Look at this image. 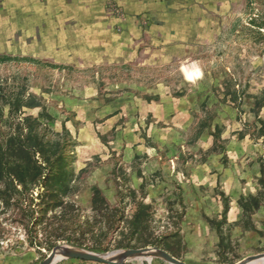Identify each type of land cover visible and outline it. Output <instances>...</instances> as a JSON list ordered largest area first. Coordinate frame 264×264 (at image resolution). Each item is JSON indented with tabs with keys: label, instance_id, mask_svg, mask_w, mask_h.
Segmentation results:
<instances>
[{
	"label": "rangeland",
	"instance_id": "1",
	"mask_svg": "<svg viewBox=\"0 0 264 264\" xmlns=\"http://www.w3.org/2000/svg\"><path fill=\"white\" fill-rule=\"evenodd\" d=\"M204 2L198 48L164 67L93 65L85 36L70 50L55 30H0V58H29L0 62V264L61 245L186 264L264 253V0ZM229 154L226 175L213 161Z\"/></svg>",
	"mask_w": 264,
	"mask_h": 264
},
{
	"label": "crops",
	"instance_id": "2",
	"mask_svg": "<svg viewBox=\"0 0 264 264\" xmlns=\"http://www.w3.org/2000/svg\"><path fill=\"white\" fill-rule=\"evenodd\" d=\"M108 1L0 0V30H11V36L16 34L13 30H55L68 37L64 43L70 50H77L80 36H85L82 49L93 65L164 67L198 48L187 37L189 30H195L196 11L204 0H114L122 17L109 10ZM99 59L104 63H96ZM228 157L227 166L213 161L226 175L236 164L230 154Z\"/></svg>",
	"mask_w": 264,
	"mask_h": 264
},
{
	"label": "water",
	"instance_id": "3",
	"mask_svg": "<svg viewBox=\"0 0 264 264\" xmlns=\"http://www.w3.org/2000/svg\"><path fill=\"white\" fill-rule=\"evenodd\" d=\"M161 258L170 264H186L184 261L174 257L159 247L128 249L116 251L109 254H99L79 247L61 245L55 248L51 254L40 264H56L62 259H81L104 264H124L136 258ZM264 259V253L253 255L237 264H254Z\"/></svg>",
	"mask_w": 264,
	"mask_h": 264
},
{
	"label": "trees",
	"instance_id": "4",
	"mask_svg": "<svg viewBox=\"0 0 264 264\" xmlns=\"http://www.w3.org/2000/svg\"><path fill=\"white\" fill-rule=\"evenodd\" d=\"M9 60H25V61H28L29 60V58H19V57H16V58H6V57H2V58H0V62H4V61H9ZM33 147L32 146H28V147H21V146H13V151L15 152V153H17V154H19V155H22V154H25V155H30L31 154V149H32ZM21 165H18L17 167H16V169H15V167H13V170L15 171V173H14V178H17L18 177V171H19V167H20ZM261 181L263 182L264 181V175H263V177L261 178ZM140 213H137L136 214V216H135V219H134V223L136 224V225H139L140 224Z\"/></svg>",
	"mask_w": 264,
	"mask_h": 264
},
{
	"label": "built area",
	"instance_id": "5",
	"mask_svg": "<svg viewBox=\"0 0 264 264\" xmlns=\"http://www.w3.org/2000/svg\"><path fill=\"white\" fill-rule=\"evenodd\" d=\"M108 8L117 17H122L123 16L122 9L120 8L119 4H117L114 0H109L108 1Z\"/></svg>",
	"mask_w": 264,
	"mask_h": 264
},
{
	"label": "clouds",
	"instance_id": "6",
	"mask_svg": "<svg viewBox=\"0 0 264 264\" xmlns=\"http://www.w3.org/2000/svg\"><path fill=\"white\" fill-rule=\"evenodd\" d=\"M200 73H199V70L198 69H195V70H193L192 72H190L189 74H188V78L189 79H191L192 77H194V76H198Z\"/></svg>",
	"mask_w": 264,
	"mask_h": 264
},
{
	"label": "bare ground",
	"instance_id": "7",
	"mask_svg": "<svg viewBox=\"0 0 264 264\" xmlns=\"http://www.w3.org/2000/svg\"><path fill=\"white\" fill-rule=\"evenodd\" d=\"M148 259H149V260H152L151 258H148ZM254 264H264V259L261 260V261H259V262L254 263Z\"/></svg>",
	"mask_w": 264,
	"mask_h": 264
}]
</instances>
